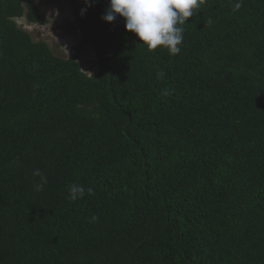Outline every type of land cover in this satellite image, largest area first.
Returning <instances> with one entry per match:
<instances>
[{"label":"trees","instance_id":"16d2710c","mask_svg":"<svg viewBox=\"0 0 264 264\" xmlns=\"http://www.w3.org/2000/svg\"><path fill=\"white\" fill-rule=\"evenodd\" d=\"M35 1L0 0V264H264V0H202L175 56L64 0L69 58Z\"/></svg>","mask_w":264,"mask_h":264},{"label":"clouds","instance_id":"9594fccd","mask_svg":"<svg viewBox=\"0 0 264 264\" xmlns=\"http://www.w3.org/2000/svg\"><path fill=\"white\" fill-rule=\"evenodd\" d=\"M88 3V0H85ZM202 0H108V7L102 19L107 23L114 22L118 17L125 22V30L133 33L149 51L157 48L166 49L170 55L181 52L184 25L199 9ZM90 6V5H89ZM242 0H236L233 10H239ZM83 14V10H82ZM40 177L36 190L40 191L47 183L46 177L39 169L33 172ZM89 195L94 194L92 188L87 189ZM85 194L83 185L70 184L69 198L73 201ZM95 219V217H93Z\"/></svg>","mask_w":264,"mask_h":264},{"label":"rangeland","instance_id":"374dc122","mask_svg":"<svg viewBox=\"0 0 264 264\" xmlns=\"http://www.w3.org/2000/svg\"><path fill=\"white\" fill-rule=\"evenodd\" d=\"M35 5L47 23L41 26L21 18L15 20L16 24L30 33L34 41L48 44L56 56H73L76 53L74 47L81 41L82 35L74 22L69 4L64 0H36ZM79 61L84 73L90 75L96 71V57L91 47L84 46L81 49Z\"/></svg>","mask_w":264,"mask_h":264}]
</instances>
